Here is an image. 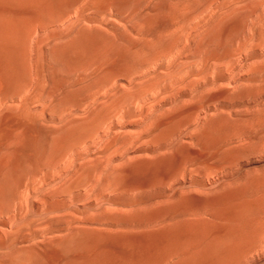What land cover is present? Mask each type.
I'll return each instance as SVG.
<instances>
[{"label": "rangeland", "instance_id": "374dc122", "mask_svg": "<svg viewBox=\"0 0 264 264\" xmlns=\"http://www.w3.org/2000/svg\"><path fill=\"white\" fill-rule=\"evenodd\" d=\"M0 264H264V0H0Z\"/></svg>", "mask_w": 264, "mask_h": 264}]
</instances>
